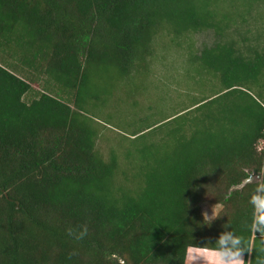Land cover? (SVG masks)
<instances>
[{
	"label": "trees",
	"instance_id": "1",
	"mask_svg": "<svg viewBox=\"0 0 264 264\" xmlns=\"http://www.w3.org/2000/svg\"><path fill=\"white\" fill-rule=\"evenodd\" d=\"M208 30L189 59L211 93L110 143L91 114L151 68L156 35ZM262 141L264 0H0V264H182L189 243L248 236L237 186ZM206 202L223 206L210 225Z\"/></svg>",
	"mask_w": 264,
	"mask_h": 264
},
{
	"label": "rangeland",
	"instance_id": "2",
	"mask_svg": "<svg viewBox=\"0 0 264 264\" xmlns=\"http://www.w3.org/2000/svg\"><path fill=\"white\" fill-rule=\"evenodd\" d=\"M215 40L217 39L211 30L201 31L188 37L193 47L185 45L184 48H179L169 42L168 37L157 34L153 40V45L156 44V58L151 61V70L141 71L138 75L117 82L101 111L91 114L93 119L103 125L102 134L110 138V143L118 144L122 135H129L137 127L168 116L175 106L188 97L198 96V89L210 94L208 89L217 85V79L210 77L209 80L205 79L207 85L204 83L203 87H195L193 81L197 75H194L189 58L195 52L198 54L203 46L212 45ZM41 87L42 82L34 85L33 91ZM29 95L32 96L31 93ZM149 107L153 112H147ZM138 112L144 114L142 118L145 123L138 121ZM258 148H264V141L259 143ZM213 205L203 203L202 212L211 214Z\"/></svg>",
	"mask_w": 264,
	"mask_h": 264
},
{
	"label": "clouds",
	"instance_id": "3",
	"mask_svg": "<svg viewBox=\"0 0 264 264\" xmlns=\"http://www.w3.org/2000/svg\"><path fill=\"white\" fill-rule=\"evenodd\" d=\"M254 169L249 170L239 185L243 190L248 185H253L249 192L248 203L251 206L249 220L244 225L248 236L237 234L233 230L221 232L214 243L202 245L189 243L184 251L182 264H252V260H245L244 254H251L255 250V264H264V170H260L259 176L253 174ZM212 206L211 214L202 212V221L210 225L212 221L222 214V205ZM215 206V207H214ZM225 229L231 225L225 226ZM68 235L76 240H82L88 235L86 226L79 232L68 229ZM259 234V238L256 234Z\"/></svg>",
	"mask_w": 264,
	"mask_h": 264
},
{
	"label": "water",
	"instance_id": "4",
	"mask_svg": "<svg viewBox=\"0 0 264 264\" xmlns=\"http://www.w3.org/2000/svg\"><path fill=\"white\" fill-rule=\"evenodd\" d=\"M260 174H258V176H259ZM237 188H239V185L237 186Z\"/></svg>",
	"mask_w": 264,
	"mask_h": 264
}]
</instances>
